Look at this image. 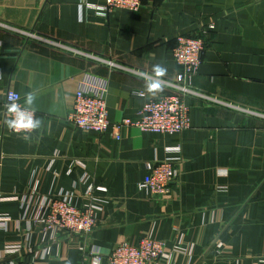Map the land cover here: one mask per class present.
Returning <instances> with one entry per match:
<instances>
[{
    "label": "crops",
    "instance_id": "0c3cea01",
    "mask_svg": "<svg viewBox=\"0 0 264 264\" xmlns=\"http://www.w3.org/2000/svg\"><path fill=\"white\" fill-rule=\"evenodd\" d=\"M102 3L1 0L0 22L149 75L160 65L166 80L179 71L176 36L201 37L192 84L220 103L185 98L190 127L177 134L122 126L116 139L111 128L84 130L68 116L85 77L106 82L111 124L137 119L146 99L169 89L150 92L136 73L0 27V215L9 217L0 228V264H90V250L109 264L105 255L118 243L147 235L172 251L171 264H264V0H142L136 12L90 6ZM8 90L23 105L26 94L35 96L38 129L10 130ZM176 156L182 161L168 193L137 187L146 162ZM88 190L103 209L90 235L61 232L44 258L2 254L5 244L26 239L40 248L28 219L60 193L82 206Z\"/></svg>",
    "mask_w": 264,
    "mask_h": 264
},
{
    "label": "built area",
    "instance_id": "2783aa9c",
    "mask_svg": "<svg viewBox=\"0 0 264 264\" xmlns=\"http://www.w3.org/2000/svg\"><path fill=\"white\" fill-rule=\"evenodd\" d=\"M1 1V0H0ZM142 5L141 0H103L102 4L90 5L94 9L103 12L112 10H124L136 12ZM0 27L21 34L23 36L38 39L51 45L68 49L75 55L88 57L90 60L104 63L112 68L127 70L136 73L145 79L156 76L149 75L139 70L126 67L117 61L105 59L93 53L85 52L81 49L64 45L58 41L38 36L30 31L17 28L15 26L0 22ZM204 50V42L201 37L177 35L175 45L172 48V54L179 71L172 80H166L159 77L163 81L169 91L159 97L148 98L138 111L137 119H125L121 123L111 124L108 120V110L106 105V82L100 78L85 77L80 87L75 91L73 107L68 119L77 127L84 130L95 132H103L111 128L114 138L119 139L120 128L122 126H135L142 131L161 133V134H177L190 127L189 106L185 102V98L196 97L211 102L220 103L216 98L209 96L194 89L192 80L197 73L202 60ZM138 95L144 96L138 92ZM11 103L21 102V96L13 91L8 90L5 93L4 108L8 119L12 118V114L7 111ZM22 134L28 131L16 132ZM179 147L175 148V152H179ZM179 156L167 158L160 161L146 162L147 173L143 180L137 184V187L144 191L148 196L161 195L169 192V184L176 179L179 174L177 163L181 162ZM92 190L86 193V203L82 206L74 202L72 194H58L48 199L32 218L28 219L27 231L30 235L37 233L40 238L41 247L37 248L27 242H9L2 249L4 255H33L36 258H44L48 256L50 246L57 240L61 232L69 235L88 236L93 231L97 214L103 209L96 204V199L90 194ZM26 197L21 196L20 200L24 203ZM25 209V215L27 214ZM24 215V216H25ZM9 217L0 215V228H7ZM80 249L83 247L82 242L75 243ZM219 247L221 244L218 245ZM172 251H167L165 243L155 239L152 236H144L138 242L132 243L122 241L118 243L109 254L105 255L109 264H152L159 259H163L164 264H171ZM90 264H101L103 254L96 250H90Z\"/></svg>",
    "mask_w": 264,
    "mask_h": 264
},
{
    "label": "clouds",
    "instance_id": "9594fccd",
    "mask_svg": "<svg viewBox=\"0 0 264 264\" xmlns=\"http://www.w3.org/2000/svg\"><path fill=\"white\" fill-rule=\"evenodd\" d=\"M156 79L152 77H147L148 83L147 87L150 92H155L162 90L163 81L159 77L164 76L166 69L160 65H156L153 68ZM35 96L31 93L26 94L24 106H21L19 103H11L8 106L7 111L12 114V118L7 120V125L10 129L16 132L32 131L36 130L41 126V120L35 118V110L32 107L35 102ZM28 139L27 136L24 137Z\"/></svg>",
    "mask_w": 264,
    "mask_h": 264
},
{
    "label": "rangeland",
    "instance_id": "374dc122",
    "mask_svg": "<svg viewBox=\"0 0 264 264\" xmlns=\"http://www.w3.org/2000/svg\"><path fill=\"white\" fill-rule=\"evenodd\" d=\"M142 1V0H141ZM179 67V66H178Z\"/></svg>",
    "mask_w": 264,
    "mask_h": 264
}]
</instances>
